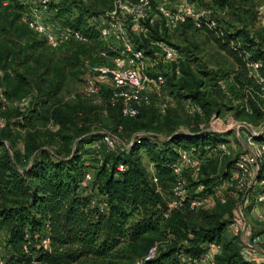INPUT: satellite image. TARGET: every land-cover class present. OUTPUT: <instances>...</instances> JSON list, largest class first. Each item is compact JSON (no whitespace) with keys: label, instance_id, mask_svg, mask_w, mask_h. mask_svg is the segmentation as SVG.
<instances>
[{"label":"trees","instance_id":"trees-1","mask_svg":"<svg viewBox=\"0 0 264 264\" xmlns=\"http://www.w3.org/2000/svg\"><path fill=\"white\" fill-rule=\"evenodd\" d=\"M71 1L63 0L53 9L66 26L80 30V16L71 22L64 16L66 12L74 15ZM233 1L189 0L191 5L200 7L207 2L210 8L219 11L231 9ZM2 5L0 0V9ZM152 6L156 11L157 0ZM4 8L16 12L20 6L11 2ZM160 18L164 21L161 15ZM187 22L189 29L204 31L215 47L233 61L236 69L232 83L239 90L242 109L263 117L264 93L250 76L247 64L258 63L257 72L264 78V35L251 33L243 20L239 21L240 27L231 30L206 18L199 20L200 28L191 19H186ZM9 23V32L26 41L24 47L35 51L37 45L45 44L26 26H18L14 18ZM143 24L146 34L135 35L136 49L144 50L156 41L165 42L157 23L147 19ZM94 34L96 37L86 35L89 45L98 38L97 32ZM62 48L72 51L74 57L69 61H75L82 76L81 59L89 54L79 56L82 46L77 44L59 49ZM63 61L69 62L65 58ZM10 62H15L12 53L1 47L0 73ZM64 62L62 72L66 67ZM41 63L46 67L42 75H51L47 73L50 67L54 68L53 59L46 58ZM180 73L184 78L178 82L177 93L180 91L182 98L202 108L208 118L217 107L216 102L202 90V80L189 67L182 66ZM59 78L58 82H63L65 75ZM12 83L9 93L4 90V97L13 100L25 97L16 98L26 81ZM56 85L52 88L51 82L41 87L37 84L35 91L39 96L34 104L31 102L32 108L44 104L43 97L54 98ZM102 93L100 106L84 95L80 98L85 101L77 96L68 103L53 104L48 116L54 130L22 126L25 132L21 136L15 132L14 125L5 124L0 129V239L7 264H136L157 242H163L164 246L157 250L153 260L144 264H193L210 244L220 247L214 257L215 264H249L239 257L238 240L228 239L225 234L243 193L236 192L233 200L218 204L214 212L195 215L192 211L196 208L190 210L188 203L183 208L169 210L170 201H165L156 191L141 164L142 152L152 164L157 179L166 178L173 187L176 177L172 166L178 160L180 147H192L196 153L205 155L213 150L219 154L217 146L225 143L223 135L174 133L169 126V136L162 140L156 133L162 114L152 106L142 107L136 117H123L121 103L110 101V90L104 88ZM29 112L38 115L35 110ZM104 117L112 121L109 135L119 141L114 150L104 142L105 134L92 130L95 120ZM23 119L28 120L24 115ZM235 159L226 166L222 179L230 175ZM258 164L256 183L264 188V155ZM119 165L124 171L117 170ZM202 171L203 166L197 175L183 173L185 187L197 190L202 186V192L214 191V180L204 178ZM87 174L91 178L85 182ZM193 217H199V222L194 223ZM43 239H48V250L41 246ZM181 258L187 261L182 262Z\"/></svg>","mask_w":264,"mask_h":264},{"label":"rangeland","instance_id":"rangeland-1","mask_svg":"<svg viewBox=\"0 0 264 264\" xmlns=\"http://www.w3.org/2000/svg\"><path fill=\"white\" fill-rule=\"evenodd\" d=\"M130 3H134L136 0H127ZM72 8L74 9V15L67 13L64 15L68 18L69 22L76 20L79 16L80 30L84 35H92L96 37L94 30L100 26L102 16L105 11L109 10L112 6L110 0H72ZM155 2V1H154ZM234 6L231 9L225 11L215 10L204 3L206 6L200 7L197 4H190L189 0H157V5H163L165 9L169 10L173 14L181 16L184 8L189 6L194 11L203 13V17L213 20L214 23L219 24L221 28H227L229 30L232 27H240V20L246 21L251 33H261L264 35V0H234ZM154 4V3H153ZM111 5V6H110ZM156 6V3L154 4ZM8 11V12H7ZM6 12L9 17H6ZM73 15V16H72ZM78 16V17H77ZM5 17V18H4ZM14 18L18 26H25L22 21V15L20 9L15 12L13 9H6L2 5L0 9V48L6 47L12 53V57L15 62H10L1 71L0 77V90L2 92L9 93V85L14 84L13 81L19 80L22 83L26 81V86L20 88L21 94L16 96L22 97L20 99L6 98L5 105L0 103V118L4 119L5 124L14 125L15 132L21 136L24 134L25 129L22 126L31 127L35 125L42 131L50 129L54 130L49 121L48 113L51 110L53 104L60 102L68 103L71 101L72 96L80 98L82 96L81 90L83 80L77 71L76 63L73 59L72 51L68 48L53 49L45 44L37 45V49L31 50L24 47L26 41L24 39H18L13 32H9V21ZM152 19V20H150ZM71 20V21H70ZM149 20L152 24L157 23L162 33L165 43L175 48L179 54L180 59L174 64H164L160 58V52L152 45L144 49L145 57L143 60V73L149 76L162 74L165 78V85L159 92H155L154 89L149 88L145 92L150 100L148 106H152L157 113H160L161 120L158 121L156 127L158 128V138L164 140L169 136L168 127L171 126L175 131L174 133L181 134H195L200 132H212L213 118H218L222 124L231 122L235 125L232 129L226 131H219V134L223 135V142L226 144L229 155L219 151L217 154L215 150L210 153L202 154L197 153L202 159V176L209 177L214 180L212 188L214 191H203V187H199L197 190L190 189L189 186L185 187L184 192L188 196L189 200H199L206 198L208 203L202 204L192 211L196 214L200 212H214L216 206L221 203V199H234L236 191L234 188H223L222 174L226 170V166L231 163L238 155L245 153V135L252 133L256 135L257 132L264 125V116H253L242 109V101L240 99L239 90L232 83V78L235 73V65L233 61L218 50L213 44L212 40L202 30H194L188 28V22L186 19L178 20L173 27L165 26V22L161 20L160 15L155 9L150 11ZM213 23V22H212ZM213 23V24H214ZM144 26L141 24H127L129 27V39L134 44L135 36L130 31H136L138 27ZM165 28V30L163 29ZM94 34V35H93ZM146 34V33H145ZM95 42L89 44H83L82 51H79V56H86L88 58L81 59L80 68L83 66V61L89 60L92 65H107L111 66V60L117 57L118 53L122 50L119 43L111 44L110 48L99 40L94 38ZM139 42H142L141 40ZM137 47V43L134 44ZM101 51L106 52V57L100 55ZM46 58H52L54 62V68L50 67L47 77H44L46 67L42 65V61ZM69 61L65 63L63 59ZM63 62L66 65L62 72ZM182 66L189 67L194 74L202 80V90L206 92L217 104V107L212 111L208 118L202 110L201 115L190 114V101L182 98L178 93L180 91L178 82L180 83L184 77L180 73ZM141 68V67H140ZM65 75L63 82L60 80V75ZM55 78V79H53ZM51 82L52 88L56 85V96L54 98L43 97L41 102H45L37 108H32L33 104L39 94H37L36 85L43 86L44 84ZM52 90V89H49ZM55 90L53 89L52 92ZM102 93V98H103ZM85 101V100H84ZM165 106V111L161 112V108ZM4 108V109H2ZM35 110L38 112L37 116L31 115L29 111ZM20 114V115H19ZM23 115L27 116L28 120L23 119ZM30 118V119H29ZM20 122L21 125H17ZM13 128V127H12ZM112 121L108 117L98 118L92 124V130L101 134H111ZM20 136V138H21ZM21 147V142L18 143ZM181 149H193L192 147ZM179 151V150H178ZM141 154L142 166L145 173L150 176H155L154 168L148 161L144 153ZM156 177V176H155ZM188 178V177H187ZM197 177H194V179ZM152 183L155 189L165 201H173L174 195L172 194V185L169 180L162 178L158 180L156 177V183ZM249 187L248 195L249 199L244 209L245 214V229L250 235L261 234L264 229L259 225L252 215V210L255 207L260 208L264 212V203L258 204L256 200L261 194H264V188L260 187L262 184H254L247 181ZM232 199V200H233ZM184 207V204L181 208ZM233 210V213L235 212ZM232 219V218H231ZM194 223L199 222V217H193ZM226 236L228 239H233L228 227L226 230ZM239 242V239L236 238ZM156 252L159 248L163 247V242H157L154 245Z\"/></svg>","mask_w":264,"mask_h":264},{"label":"built area","instance_id":"built-area-1","mask_svg":"<svg viewBox=\"0 0 264 264\" xmlns=\"http://www.w3.org/2000/svg\"><path fill=\"white\" fill-rule=\"evenodd\" d=\"M63 0H2L3 5L8 6L11 2L20 6L22 21L25 26L32 31L37 37L44 40L45 44L50 48L57 49L63 46L77 44H89V39L79 29L70 28L65 25L63 18L57 17L56 9ZM155 0H136L130 3L127 0H112V6L105 11L100 26L96 28L99 40L110 48L111 44L119 43L122 50L117 57L111 61V66L92 65L89 60L83 61L80 68L82 72V90L81 93L89 99L94 105L102 104V90L104 88L110 90V101L121 103V114L123 117L133 118L139 114L140 109L150 104V100L145 96V92L152 88L155 92H159L165 85V78L159 74L149 76L143 73V60L145 53L143 50L136 49L129 39V27L127 24H141L149 19L152 9L151 3ZM156 11L162 16L165 26L173 27L178 20L191 19L197 28H200L199 20L203 17V13L194 11L189 6L184 8L183 14L178 16L163 5H157ZM152 20V19H150ZM214 24L211 23V26ZM132 34L135 36L145 34L143 26L138 27ZM146 37V35H144ZM154 47L160 52V58L164 64H174L180 59L179 52L163 41L153 43ZM100 55L106 57V52L101 51ZM141 67V68H140ZM250 70V76L255 80L256 84L261 86L264 93V78H262L257 70L258 63L247 64ZM74 98V96H72ZM0 103L5 105L6 98L0 90ZM4 109V108H2ZM161 112L165 111V106L161 108ZM190 114H202V108L198 105L190 103ZM5 126L4 119L0 118V129ZM212 132L219 134V131L232 129L235 125L231 122L222 124L218 118H213ZM104 142L111 150L115 149L118 140L105 134ZM225 143L217 146L219 151L229 155ZM245 153L238 155L233 164L230 175L223 180V188H234L237 193H243L242 198L236 205L235 212L232 216L228 229L234 238L239 239L240 251L239 257L243 262L249 264H264V232L261 234L250 235L245 229L244 209L249 199L247 181L256 183L259 160L264 155V125L256 135L250 133L245 135ZM202 166V159L197 155L194 149H180L178 151V160L172 166V174L176 177V182L172 188L174 200L167 203L169 210L182 207L188 203L189 209L193 210L202 204L208 203L206 198L199 200H189L184 192L186 182L182 177L185 172H191L197 175ZM118 171H124V167L119 165ZM91 176H85V182L90 180ZM152 180L156 183V177L152 176ZM226 199H221L224 203ZM258 204L264 202V194H261L256 200ZM257 223L264 229V212L260 208L255 207L252 210ZM43 250H48V239L41 241ZM156 247H152L145 257L137 261L136 264H144L153 260L156 255ZM220 252V247L210 244L205 251L199 256L193 264H215L214 257ZM182 262H186L185 258H181ZM0 264H7L6 256L3 250L2 241L0 239ZM34 264V263H33Z\"/></svg>","mask_w":264,"mask_h":264}]
</instances>
